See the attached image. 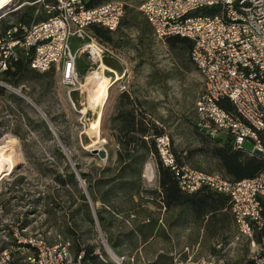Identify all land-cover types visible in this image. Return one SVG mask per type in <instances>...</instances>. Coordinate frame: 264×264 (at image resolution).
I'll list each match as a JSON object with an SVG mask.
<instances>
[{
    "label": "rangeland",
    "instance_id": "1",
    "mask_svg": "<svg viewBox=\"0 0 264 264\" xmlns=\"http://www.w3.org/2000/svg\"><path fill=\"white\" fill-rule=\"evenodd\" d=\"M124 1L125 14L120 28L114 32L112 45L95 36L110 48L102 63H94L86 55L78 60L82 89L64 86L56 71L31 77L18 88L5 86L22 101L0 98V148L7 147L15 163L0 179V251L11 248L18 233L48 243L69 240L72 244L73 239L66 238L63 230L76 224V239L95 245L97 264H175L176 259L196 261L208 256L224 258L231 264L247 263L254 246L246 238H237L234 221L225 222V226H204L185 207L166 210L155 206L150 198L153 195L146 192L138 205L125 194L113 196L112 201L121 212L106 210L102 212V223L97 215L98 222L91 224L84 211L76 214L82 202L68 176L64 174L68 179L66 187L55 180L69 164L80 189L89 194L82 173L99 176L102 169L114 165L119 145L114 137L113 118L124 91L131 93L148 118L163 126L171 148L186 165L207 171L215 167L213 159L204 154H188L200 146L199 138L206 136L199 127L201 117L196 108L204 84L190 49H172L166 41L154 37L140 10L144 0ZM26 4L31 2L13 0L0 10V19ZM43 11L47 12L46 6ZM90 36L94 34L88 30L86 39L73 37L72 50L91 42ZM97 70L101 74L96 73L93 78ZM0 83L5 82L0 78ZM122 83H126L127 90H121ZM88 85L107 86L98 105L92 103ZM245 147L253 150L254 144L247 140ZM95 149H105L107 157L102 158ZM143 179L148 191L159 188L154 157L146 162ZM99 200L97 197V209L104 207ZM149 215L159 219V231L145 242L133 230L147 223ZM111 239L118 244L117 248L112 246ZM80 261L81 256L75 261L72 252L67 264H92L89 259Z\"/></svg>",
    "mask_w": 264,
    "mask_h": 264
},
{
    "label": "built area",
    "instance_id": "2",
    "mask_svg": "<svg viewBox=\"0 0 264 264\" xmlns=\"http://www.w3.org/2000/svg\"><path fill=\"white\" fill-rule=\"evenodd\" d=\"M45 6L47 19L15 26L0 38V73L21 49L33 69L54 68L64 86L82 89L79 58L86 55L99 64L110 48L90 36L91 42L73 51L71 39H86L91 25L117 31L126 3L109 0L90 8L85 0H54ZM206 9L216 12L203 13ZM140 10L158 40L180 36L193 42L191 59L204 84L196 101L199 125L212 137L230 134L235 150L264 160V0H144ZM120 88L124 91L128 86L122 83ZM223 100L233 104V112L222 108ZM247 140L254 144L253 150L246 149ZM158 148L182 191L192 194L207 187L229 196L237 238H246L254 246L244 264H264V168L253 178L231 181L220 172L179 165L167 134L158 138ZM10 247L0 251V264H67L72 257L69 240L48 243L18 233ZM175 264L231 263L208 256L196 261L176 259Z\"/></svg>",
    "mask_w": 264,
    "mask_h": 264
},
{
    "label": "trees",
    "instance_id": "3",
    "mask_svg": "<svg viewBox=\"0 0 264 264\" xmlns=\"http://www.w3.org/2000/svg\"><path fill=\"white\" fill-rule=\"evenodd\" d=\"M28 1L31 2L30 5L26 4L22 8L9 13L7 17L0 19V38L4 37L5 33L15 26H31L47 19L48 13L44 12L43 8L46 4L54 2V0H44L43 2H36L37 0ZM85 1L86 6L91 8L109 0ZM40 10L41 13H39ZM215 12L216 9H206L203 13L213 14ZM13 16L16 18L11 23L10 20ZM88 30L102 41L110 44L114 42V31L98 25H91ZM16 36L21 37V31L16 33ZM166 42L172 49L180 46L188 48L191 54L193 42L187 38L173 36L167 38ZM49 72H55V69L52 68L45 72L33 69L30 57H27L21 49H18L17 58L9 59L8 68L0 73L1 80L5 82L0 83V98L8 97L10 100L21 102L22 99L16 97L5 86L10 85L18 88L28 82L31 77H41ZM220 105L227 111H234V106L229 100L221 101ZM137 106V100L132 97L129 91L122 92L118 112L113 118V129L116 131L114 137L119 145L116 161L114 165L102 169L99 176L82 173L100 222L104 221L105 218L102 212L106 210L121 212L112 201L113 196L117 197L125 194L134 205H138V200L143 199L146 192H150L153 195L150 197L151 202L155 206L166 210L185 207L191 211L194 219L201 222L204 226L213 224L225 226V222L233 223L234 219L231 213L229 196L207 187L192 194L181 190L175 171L166 166L160 157L158 138L166 134L163 126H159L151 118H148L146 112ZM150 116L152 117L153 115L150 114ZM2 125L3 121L0 118V128ZM199 127L206 133V136L200 137V146L188 152V154L191 155L192 152L204 154L209 159H213L215 167L210 171L202 167H194L195 169L206 172H220L231 181H241L255 177L264 168V160L262 158L249 156L242 150H235L230 134L224 133L220 137H212L206 129L200 125ZM172 151L177 163L185 165L186 161L180 157L178 152L173 149ZM61 156L64 157L62 153ZM150 157H154L157 165L159 188L148 191L143 179V169ZM64 174L68 176L69 181L73 185L72 188L79 193L78 196L82 202L80 208L75 210L76 214L84 211L86 220L91 224L94 223L95 218L89 198L80 189L76 173L69 164L65 167V173H58L55 177V180L61 186L66 187L68 179L64 177ZM97 197H100L99 201L103 203L104 207L101 209L96 208ZM72 198H74L73 194ZM146 220L148 221L147 223H143L136 230H133V233L141 234L145 242L159 231L158 218L149 215ZM78 232L79 229L76 224L67 226L63 230L66 238L73 239L71 251L74 252L75 261H78L81 256V263L89 259L92 264H97L98 256L95 254V245L79 242L76 239ZM110 242L114 248H117L118 244L113 239Z\"/></svg>",
    "mask_w": 264,
    "mask_h": 264
},
{
    "label": "bare ground",
    "instance_id": "4",
    "mask_svg": "<svg viewBox=\"0 0 264 264\" xmlns=\"http://www.w3.org/2000/svg\"><path fill=\"white\" fill-rule=\"evenodd\" d=\"M12 1L13 0H0V10L5 5L10 4V2H12ZM98 72H99V70H97V71H95L93 73L94 74V77H96L95 75ZM88 88L90 89V93L92 94V97L90 98L91 101H92V103L95 104V105H98V103L100 101L101 95H103V93H106L107 86H95V87H93V86L88 85ZM22 96H23V94H22ZM6 148L5 149H4V147L3 148H0V179L4 175L8 174L15 167V163H14V161L12 159V155L10 153H8V150Z\"/></svg>",
    "mask_w": 264,
    "mask_h": 264
},
{
    "label": "water",
    "instance_id": "5",
    "mask_svg": "<svg viewBox=\"0 0 264 264\" xmlns=\"http://www.w3.org/2000/svg\"><path fill=\"white\" fill-rule=\"evenodd\" d=\"M23 98L27 99L24 95L22 96ZM40 112L45 115L41 110ZM95 153H98L102 158H106L107 157V151L105 149H95ZM257 153H260L259 151H257ZM88 198H89V203L91 205L92 211H93V216L95 218V221L98 222L97 220V212L94 206L93 201L91 200V197L89 196V194H87Z\"/></svg>",
    "mask_w": 264,
    "mask_h": 264
},
{
    "label": "crops",
    "instance_id": "6",
    "mask_svg": "<svg viewBox=\"0 0 264 264\" xmlns=\"http://www.w3.org/2000/svg\"><path fill=\"white\" fill-rule=\"evenodd\" d=\"M144 17H145V16H144ZM145 19H146V17H145ZM146 21H147V19H146ZM147 23H148V25L151 27V25H150V23H149L148 21H147ZM151 29H152V27H151ZM152 31H153V29H152ZM114 32H115V31H114ZM153 35H154V32H153ZM154 37H155V35H154ZM111 45H112V44H111ZM126 70L128 71V69H126ZM98 74L100 75L101 72L98 73ZM124 74H125V75H128V73H126V72H124ZM125 75H124V76H125ZM95 76H96V75H95ZM93 78H96V77L93 76ZM101 78H103V76H101ZM104 78H106V76H104Z\"/></svg>",
    "mask_w": 264,
    "mask_h": 264
}]
</instances>
